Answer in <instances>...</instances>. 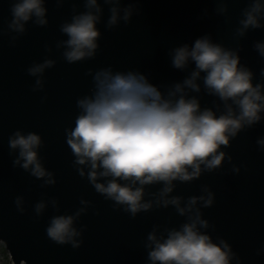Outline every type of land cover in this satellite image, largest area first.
<instances>
[{"label": "water", "instance_id": "obj_1", "mask_svg": "<svg viewBox=\"0 0 264 264\" xmlns=\"http://www.w3.org/2000/svg\"><path fill=\"white\" fill-rule=\"evenodd\" d=\"M16 2L0 0V240L13 264H151L149 234L162 242L169 231L188 223L195 210L207 221L206 228L197 225L199 231L217 245L221 240L229 245L230 264H264V145L259 143L264 140V111L259 121L244 125L227 146H220L225 157L219 167L208 171L201 165L199 177L172 182L167 198L180 197L181 207L191 197L206 200L211 193V205L205 207L198 199L193 212L184 215L172 204L157 202L164 186L159 182L144 186L143 202L152 206L133 216L125 205L96 191L88 179L89 167L76 163L67 144L82 112L78 101L95 92L96 72H138L167 95L195 69L192 62L182 70L174 68L170 53L185 44L191 47L204 36L236 52L238 67L253 73V86H264V57L255 47L264 43V26L249 27L243 35L238 32L254 0H119L120 18L112 26L108 20L113 4L97 0L101 12L95 53L71 63L64 57L68 36L61 27L88 10L86 0H44L47 23L40 25L33 17L23 32L8 26ZM129 5L131 16L125 22L123 9ZM260 23L264 25V18ZM46 60L53 61L51 67L36 76L29 74L31 67ZM203 75L197 80L200 91L187 89L188 98L195 97L202 110L224 114V102L205 90ZM16 132L40 137L36 151L44 177L25 170L23 161L15 163L19 150L10 147L9 139ZM41 203L44 207L38 213ZM56 216L73 217L77 247L48 236Z\"/></svg>", "mask_w": 264, "mask_h": 264}, {"label": "clouds", "instance_id": "obj_2", "mask_svg": "<svg viewBox=\"0 0 264 264\" xmlns=\"http://www.w3.org/2000/svg\"><path fill=\"white\" fill-rule=\"evenodd\" d=\"M105 2L113 4L108 25H115L120 18L119 0ZM43 3L44 0H17L11 6L9 28L23 32L24 24L33 17L36 23L46 24ZM85 7L87 11L73 16L71 23L61 27L68 36L64 42L67 46L64 57L69 63L92 57L97 48L100 33L96 24L101 8L97 0H86ZM123 12L122 18L127 22L131 5ZM244 16L245 19L240 21L242 27L238 29L240 35L249 27L264 26L260 23L264 18V4L254 0ZM255 47L264 57V43H257ZM170 55L174 68L182 70L192 62L195 69L182 83H176L167 95L138 72L113 74L110 69L96 72L95 92L91 98L78 101L82 112L68 134L67 144L76 156V163L89 167L88 179L96 191L125 205V210L133 216L152 206L150 202H143L144 186L159 182L164 186L157 202L165 207L176 206L181 215L193 212L198 199L204 201L205 207L211 205V193L206 200L204 197L189 198L185 207L180 206V197L167 198V194L172 191L174 180L191 181L199 177L201 165L208 171L219 167L225 157V153L219 151L220 146H227L229 139L244 125L259 121L260 113L264 111V94L261 92L264 86H253V73L243 66L238 67L236 52L204 36L196 39L191 47L185 44L173 49ZM52 64L53 61L46 60L31 67L29 74H42ZM201 73L204 74L205 90L224 102V114L217 116L211 109L202 110L195 97L188 98L187 89L200 91L197 80L201 79ZM261 75L264 76V69H261ZM37 84H40L39 79ZM232 105L236 106L235 111ZM259 143L264 145V140ZM40 144V137L34 133L22 135L16 132L9 139L10 147L19 150L15 163L23 161L21 166L25 170L31 168L38 178L46 175L36 151ZM80 175H84L82 169ZM99 178L110 179L99 183ZM43 207L42 203L38 204L37 212ZM197 225L206 228L207 221L201 220L199 211L195 210L188 223L178 231H169L162 242L149 234L148 240L153 246L149 252L151 264H230L233 253L229 245L222 240L219 245L213 243ZM47 234L58 244L78 246L73 239L78 233L73 227L72 216L53 217ZM0 248L6 249L2 240ZM9 261L13 264L10 253L7 261L0 256V264Z\"/></svg>", "mask_w": 264, "mask_h": 264}, {"label": "rangeland", "instance_id": "obj_3", "mask_svg": "<svg viewBox=\"0 0 264 264\" xmlns=\"http://www.w3.org/2000/svg\"><path fill=\"white\" fill-rule=\"evenodd\" d=\"M0 256H3L5 258V261H7L8 257V251L7 249L0 248ZM11 261L7 262L9 264Z\"/></svg>", "mask_w": 264, "mask_h": 264}]
</instances>
